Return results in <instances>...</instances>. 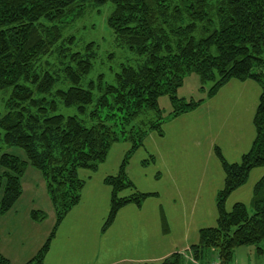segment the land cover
<instances>
[{"label": "trees", "instance_id": "obj_1", "mask_svg": "<svg viewBox=\"0 0 264 264\" xmlns=\"http://www.w3.org/2000/svg\"><path fill=\"white\" fill-rule=\"evenodd\" d=\"M83 1L0 0V92H8L0 112V141L26 155L23 159L0 151V212L19 197L20 177L32 165L42 172L56 213L49 236L24 264L42 263L58 224L80 199L85 181L78 169L95 170L114 142L131 145L118 172L104 178L111 195L103 228L120 207L140 205L150 195L134 187L125 168L147 131L162 134L161 94L170 98L171 116L202 100L176 95L190 72L199 75L202 90L203 84L215 81L209 95L231 78L256 80L261 93L253 117L255 136L237 162H228L216 147L224 172L216 194V224L199 229L188 253L173 252L158 263L126 264H192L211 258L210 251L228 264L235 247L244 244H254L261 252L264 173L254 184L249 207L236 202L228 211L224 204L253 167L264 166V0H94L112 3L107 23L115 40L143 57L136 66L122 65L113 83L105 82L102 73L83 80L93 67L91 53H70L59 68L48 66L46 59L42 63L46 55L66 56L54 47L62 35L56 22ZM61 106L74 107L75 113L57 112ZM125 189L130 193L121 195ZM30 215L37 221L46 216L41 210ZM0 264L11 262L0 253Z\"/></svg>", "mask_w": 264, "mask_h": 264}, {"label": "crops", "instance_id": "obj_2", "mask_svg": "<svg viewBox=\"0 0 264 264\" xmlns=\"http://www.w3.org/2000/svg\"><path fill=\"white\" fill-rule=\"evenodd\" d=\"M260 93L256 80L231 78L213 94L201 97L193 109L163 117L162 134L147 131L125 169L134 187L150 195L140 205L131 202L120 207L106 228L111 187L104 178L118 172L131 144L116 141L95 170L79 168L78 176L85 181L80 199L58 224L41 264L158 263L173 252L188 253L198 241L199 229L216 224V194L224 172L215 149L228 162H237L250 148ZM22 155L25 159L24 153L18 156ZM263 173L264 166L253 167L246 181L227 196L225 209L236 202L249 207L254 184ZM20 183L19 197L0 212V253L11 264L31 259L56 220L42 172L27 165ZM129 193L125 189L121 195ZM2 195L0 190V200ZM32 210L46 216L34 220ZM263 244L264 240L259 246ZM210 254L204 262H191L209 264L218 259L215 252Z\"/></svg>", "mask_w": 264, "mask_h": 264}, {"label": "rangeland", "instance_id": "obj_3", "mask_svg": "<svg viewBox=\"0 0 264 264\" xmlns=\"http://www.w3.org/2000/svg\"><path fill=\"white\" fill-rule=\"evenodd\" d=\"M78 5L71 14L56 22L62 35L54 47H57L59 51H65L66 56H61L63 59L61 60L56 54L46 55L42 63L46 59L48 66L54 64L56 68H59V66H63L60 64H65L69 60L70 53H91L94 55L93 67L83 80L96 79L97 75L102 73V77L107 83L114 82V75L120 71L122 65L136 66L141 63L143 57L119 44L115 40L112 29L108 26L107 17L113 8L111 2L97 4L94 0H85ZM215 79L217 80L218 76ZM214 83L209 81L203 84L204 89L202 90L199 75L195 72L186 73L181 85L176 90V95L184 98L185 101H198L201 97L206 96L207 90ZM7 95L8 92H0V112L5 110ZM158 105L162 110L161 117H168L174 113L168 94L164 93L158 97ZM57 112L72 114L75 113V108L61 106ZM0 151L14 154L17 152L16 156L20 153L25 154L23 149L6 145L2 141H0ZM20 158L24 159V156L22 155ZM254 246V244H244L235 247L229 264H257L259 259L262 261L264 251L258 252ZM261 247L264 248V244Z\"/></svg>", "mask_w": 264, "mask_h": 264}, {"label": "built area", "instance_id": "obj_4", "mask_svg": "<svg viewBox=\"0 0 264 264\" xmlns=\"http://www.w3.org/2000/svg\"><path fill=\"white\" fill-rule=\"evenodd\" d=\"M210 264H220V262L218 260H215V261L211 262Z\"/></svg>", "mask_w": 264, "mask_h": 264}, {"label": "water", "instance_id": "obj_5", "mask_svg": "<svg viewBox=\"0 0 264 264\" xmlns=\"http://www.w3.org/2000/svg\"><path fill=\"white\" fill-rule=\"evenodd\" d=\"M222 264H224V263H222Z\"/></svg>", "mask_w": 264, "mask_h": 264}]
</instances>
